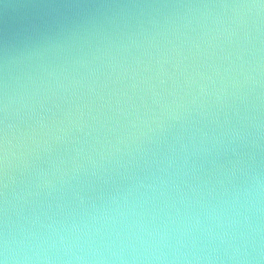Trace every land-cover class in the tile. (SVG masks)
<instances>
[{
    "label": "water",
    "instance_id": "1",
    "mask_svg": "<svg viewBox=\"0 0 264 264\" xmlns=\"http://www.w3.org/2000/svg\"><path fill=\"white\" fill-rule=\"evenodd\" d=\"M5 255L264 264V0H0Z\"/></svg>",
    "mask_w": 264,
    "mask_h": 264
},
{
    "label": "clouds",
    "instance_id": "2",
    "mask_svg": "<svg viewBox=\"0 0 264 264\" xmlns=\"http://www.w3.org/2000/svg\"><path fill=\"white\" fill-rule=\"evenodd\" d=\"M8 247H7V240L4 241V252L7 253ZM8 262V257L7 255L4 256L3 259H0V264H7Z\"/></svg>",
    "mask_w": 264,
    "mask_h": 264
}]
</instances>
